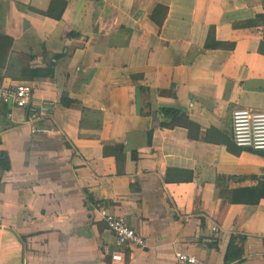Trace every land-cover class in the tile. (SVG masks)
Listing matches in <instances>:
<instances>
[{
	"label": "crops",
	"instance_id": "crops-1",
	"mask_svg": "<svg viewBox=\"0 0 264 264\" xmlns=\"http://www.w3.org/2000/svg\"><path fill=\"white\" fill-rule=\"evenodd\" d=\"M256 15L264 0H0V82L31 87L0 105V264H264V157L230 140L233 110L264 112V29L234 26ZM91 206L144 246L112 262Z\"/></svg>",
	"mask_w": 264,
	"mask_h": 264
},
{
	"label": "built area",
	"instance_id": "built-area-1",
	"mask_svg": "<svg viewBox=\"0 0 264 264\" xmlns=\"http://www.w3.org/2000/svg\"><path fill=\"white\" fill-rule=\"evenodd\" d=\"M31 98V87L27 82L4 85L0 82V105L10 104L15 108L24 109ZM230 140L239 149L249 152H264V112L250 109H235L230 115ZM105 229L111 233L117 252L110 255L112 262L122 261L120 251L129 248L140 249L144 246L141 236L129 228L124 220L108 213L104 208L91 206ZM215 231L214 228L211 230ZM174 264H197L194 257L176 254Z\"/></svg>",
	"mask_w": 264,
	"mask_h": 264
},
{
	"label": "trees",
	"instance_id": "trees-1",
	"mask_svg": "<svg viewBox=\"0 0 264 264\" xmlns=\"http://www.w3.org/2000/svg\"><path fill=\"white\" fill-rule=\"evenodd\" d=\"M264 16L263 15H256L254 17V19L249 20V21H245L242 23H239L237 25L234 26H238L239 28H252V27H259L261 26L264 29ZM2 40V37L0 36V41ZM10 41V40H7ZM258 51L261 54H264V31H263V38H262V42L259 44L258 47ZM43 55L45 56V52L43 53ZM52 59L55 61L57 59V56H53ZM51 74V69L48 66L46 69L43 70H39V69H33V70H28V69H24L19 71V75L16 77L11 76L12 79H17L19 81H30L33 78H40V77H47ZM65 96H62L60 98V103L65 107L67 106L70 101L66 100V98H64ZM173 113V112H172ZM8 169V162H7V158L5 157L4 154H0V170H7ZM86 195V194H85ZM87 198V196H86ZM88 202H91V199L88 198L86 199Z\"/></svg>",
	"mask_w": 264,
	"mask_h": 264
},
{
	"label": "water",
	"instance_id": "water-1",
	"mask_svg": "<svg viewBox=\"0 0 264 264\" xmlns=\"http://www.w3.org/2000/svg\"><path fill=\"white\" fill-rule=\"evenodd\" d=\"M7 106L10 108V104H8ZM254 153L257 154V155H260V156H263L264 157V152H262V151H256Z\"/></svg>",
	"mask_w": 264,
	"mask_h": 264
}]
</instances>
